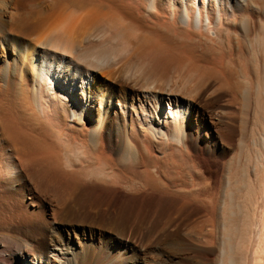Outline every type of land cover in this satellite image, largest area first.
I'll use <instances>...</instances> for the list:
<instances>
[{
  "label": "bare ground",
  "instance_id": "1",
  "mask_svg": "<svg viewBox=\"0 0 264 264\" xmlns=\"http://www.w3.org/2000/svg\"><path fill=\"white\" fill-rule=\"evenodd\" d=\"M3 28L13 35L17 59L0 75V264H59L49 253L82 257L107 246L125 264H141L150 252L157 264H236L243 252L231 235L238 229L242 242L245 232L236 195L249 173L241 171L232 185L223 164L216 192L217 172L196 183L198 167L187 168L177 149H163L161 158L129 146L109 154L99 137L119 113L115 98L127 81L145 110L169 101L173 133L179 113L170 100H179L170 85L213 81L236 98L239 88L263 86L264 0H0ZM125 98L133 107V96ZM129 113L131 124L138 116ZM161 127L155 129L165 137ZM229 129L230 138L247 133L242 119ZM115 188L152 197L127 203L107 196ZM25 193L36 211L20 209ZM47 195L55 200L48 215L41 212ZM216 225L222 248L214 262L200 263L189 253L215 250L199 244L214 240ZM260 241L256 264H264Z\"/></svg>",
  "mask_w": 264,
  "mask_h": 264
},
{
  "label": "rangeland",
  "instance_id": "2",
  "mask_svg": "<svg viewBox=\"0 0 264 264\" xmlns=\"http://www.w3.org/2000/svg\"><path fill=\"white\" fill-rule=\"evenodd\" d=\"M16 11L17 10L15 8L10 7L7 13L16 15ZM12 38L13 35L10 34L6 28H3L2 31L0 30V75L9 72L10 65L13 64V62L17 59L15 44L12 41ZM250 50H251L250 54L257 53V51H253V49ZM0 83L2 82L0 81ZM177 85L175 86L170 85V87L171 88L173 87L172 89H174L173 92L172 89L170 88L171 90L170 92L176 95L179 100V101L170 100L171 106H173L179 113V118L177 119L178 125L176 124L178 127L176 126L177 128L174 133H173L174 124L172 119L170 117L166 118V111L168 110L169 107L168 104L169 101L167 100L163 101L161 103V106H159V108H156V106H154L152 103L149 102V110H145L143 106H140L138 97L135 96L137 95V91H134L133 87L132 88L130 87L131 86L130 82L127 81V84L123 83L122 87L119 86L117 90V97L115 98L116 99L115 102L119 103V105H116L117 108L119 109V113L115 112L114 119L113 117H111L112 118L111 121L102 124L101 129L103 130L101 133V137H99L101 139L100 141H103L104 147L107 149V152L109 154H111L113 152L112 150L114 149H121V148L124 149L123 146H125V148L129 146L131 149L133 148L141 149V150L144 149L145 151H148L149 156L152 155L151 157L153 158H161L163 156V152H161L163 151V149L165 150L177 149L176 151H178L179 155L181 156V159H183L184 161L183 163L186 164L185 166L188 165L187 168H189L190 170L194 169L197 171L198 169V171L196 172L197 175L199 174L198 177L201 178L202 176L200 180L201 182L199 180H198L199 182L196 180V183L201 185L202 182H204L203 180L204 178H206L205 180L207 179L209 180L212 175L211 170L217 172V179H215L214 181V182L217 181V185L216 183H214L215 185L213 188L214 191L216 190V192H218L219 189L218 176L220 177V174L222 173L223 164L225 166L224 171H230L231 173L230 175H232L231 177L233 179V180L231 179V181H233L231 183L232 185L234 184L235 177L238 176L241 171L244 173L246 172L247 174L249 173L247 175L248 178L246 176L247 178L246 185L249 186V188L248 186L246 188H248V190L244 188L241 190L242 192L238 194L239 196L236 195V199L238 198L237 200L241 204V209H242V212L240 214L241 215L240 224L242 225L241 226L242 228L245 227L243 228L245 229V232L243 233L244 240L242 239L243 240L242 242L241 240L239 241V237H237L238 236V232H237L238 229H237V231L234 232L237 233V236H235L236 234L233 233V235H231V237H233L231 238V241L234 243L233 244L234 247L238 245V242H240L241 244L239 243V246H236L238 249H236V247L235 249L239 250V252L241 253L243 252L236 264H256L255 262L258 260L256 259L257 253L260 249L258 245H261L259 244V242H261L260 240L262 239H263L262 242H264V238H263L264 222L261 223V221L263 220L261 214L264 213V202H262L264 201V167H263L264 166V132L262 133L260 129L261 126H264V85L263 86L259 85L258 87H247V88L243 87L245 88L243 90H240L241 88H239L238 89L239 94H241L240 91L241 92L244 91L243 92L244 94L242 93L244 96L241 94V96H238L237 98L234 97L233 93L227 88L226 89L223 88V90L222 88L219 89L217 84L214 83L213 81H210V83L208 82L205 85H197L199 88L197 86H194L195 87L194 88L193 86H188L187 84L184 83L181 84V86L179 84V86L176 88ZM186 87L187 89H185ZM168 89H166V91ZM186 90H189L187 91L188 93H186ZM177 92L179 94H177ZM125 95L128 97L133 96V100L135 101L133 107L128 104V99L125 98ZM241 97H244V99L242 100ZM214 106L215 107L217 106V109ZM219 110L222 112H220ZM129 112H136L134 113V115L136 114L138 116L134 118L133 123L131 124H130L131 121L129 119V115H130ZM212 112L214 115L212 114ZM214 112L217 114H215ZM219 114L223 116L224 119L225 118L226 120L229 119L230 123L229 124L227 123L228 120L225 123L224 122L219 123L215 121L214 116ZM230 117H232L233 119ZM241 119L247 125V131H246L247 133L243 136L239 134L233 135L232 138H230L227 128L228 127L230 129L232 128L231 129L232 131L237 130L238 123ZM212 121L217 122V124H215ZM231 123H233L234 125L233 124L230 125ZM75 125L76 124H74L73 126ZM226 125L228 127H226ZM158 126H162L161 130L165 131V137L161 136L160 134L158 135V132L155 129ZM251 127L253 129H256L257 131L255 130L254 133H251L250 132ZM228 137L232 139L231 142L228 141ZM55 138L56 137L52 138L51 140L58 141V139ZM228 161L230 164L232 162L233 165L228 164ZM226 165H230L233 168L230 166L226 167ZM255 165H258L257 167L260 166L259 168L260 172L257 174H255L256 172L254 169ZM205 166L206 167L209 166V167L206 168ZM258 174L259 176L256 177V175ZM25 178H26L25 183L26 182L28 183V181L30 180H28L27 176H25ZM224 185L226 188L227 187L226 182ZM225 188L223 187V189ZM121 189L122 188H117L113 192L112 191L107 192V196L110 195L112 198L115 199L128 197L126 201L127 203L129 202L132 203L133 200H136L137 202L136 201L135 202L137 204H140L143 200L147 202L149 201V197H152L151 194L149 195V191L143 193L137 192L138 194L133 193V195H130V193H126V191ZM225 191L226 190H224V192ZM224 192L222 190V195L226 193ZM137 195H139L141 198ZM28 196L29 195L25 193L21 197L20 209L21 210L24 209L29 212L36 211V206L31 204V201ZM47 196L49 197V198L46 197L47 200L45 201L47 207H45L44 210L45 212L43 210L41 212L48 215V213H50L51 210L50 203L55 202V200H52L54 199L52 196L51 197L49 195ZM16 200L19 201V199ZM260 209L262 210V213L259 211ZM243 222H245V224H243ZM240 224L238 223V225ZM261 226L263 229H261ZM219 230H220V225L219 228L218 225H216V228L213 231L214 240L208 243L210 246L208 244H199L202 247L204 246L213 247L215 250L212 253H206L203 255L200 254L199 257H197L195 255L196 252L192 251L191 253H189V256L190 255L194 256L195 259L197 258L196 260H198V262L200 263L214 262L218 256V252L222 248L220 244L222 240L221 239L222 236L220 233L221 231ZM259 233H260V237L258 235ZM183 235L185 237L188 236L186 230L183 231ZM111 251L112 250L110 249V247L107 246L106 248L102 247V249L93 248V250H91L90 253L85 254L82 257L71 256V255L64 256L58 253L53 254V252L52 254L49 253V255L52 260L54 259L56 263L59 264H86L87 262H88L87 264H125L120 260L122 258L121 256L118 257L115 254H112ZM186 255L187 252L184 254L181 253L180 257L184 258ZM2 257L3 255L0 254V258ZM157 260H158V255L156 256L155 253L150 252L146 256L145 260L141 262V264H157L156 263ZM175 261L176 260H174L173 262L167 261L165 264H176ZM260 262H263V260H260ZM1 264H6V261L4 262L2 260ZM7 264H16V263L11 262ZM34 264H46V262L43 260L42 263H34Z\"/></svg>",
  "mask_w": 264,
  "mask_h": 264
}]
</instances>
